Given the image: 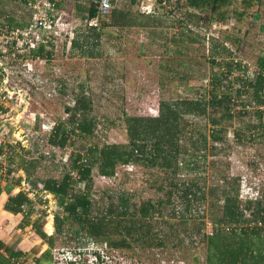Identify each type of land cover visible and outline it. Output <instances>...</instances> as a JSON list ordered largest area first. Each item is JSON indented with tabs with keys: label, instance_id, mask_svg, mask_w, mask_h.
Wrapping results in <instances>:
<instances>
[{
	"label": "trees",
	"instance_id": "obj_1",
	"mask_svg": "<svg viewBox=\"0 0 264 264\" xmlns=\"http://www.w3.org/2000/svg\"><path fill=\"white\" fill-rule=\"evenodd\" d=\"M76 1L79 0H61L67 5ZM157 1L162 4L169 0ZM233 1L237 3L235 19L246 29L242 34V28L237 27V31L232 29L222 38L242 51L244 37L252 32L249 17L257 9L264 17V0H187L181 5L182 18L169 13L160 16L134 12L130 7L117 6L97 27L88 25L86 20L97 14V8L91 2L86 22L76 24L70 56L94 58L103 56L104 49L111 53L122 52L130 36L144 33L147 39L144 46L161 50L163 59L157 73L160 88L166 90L168 96L161 97L157 115L123 112L127 143L96 142L94 138L98 136L99 126L108 128L111 122L98 119L94 98L85 85L87 81L79 84L74 103L65 106L67 116L63 115L52 125L47 137L48 144L55 148L67 151L72 147L76 152L70 155L68 163L59 165L38 152L39 147L34 143V150L28 152L25 165L29 179L36 176L38 182L35 183L43 184V190L56 195L53 233L48 234L44 229L45 209L40 212L42 218L34 223L36 233L51 249L72 242L77 245L92 242L105 248L128 250L130 256L138 258L148 256L147 253L155 248H163L181 253L191 251L190 264H264V172L257 169L255 172L253 166L258 179L254 185L262 187L261 193L242 197L241 176L223 174L216 162L208 158L215 148L233 139L228 136L234 120L244 124L234 128L232 137L235 141L260 142L258 139H262L264 142L263 113L230 111L234 96L246 105L252 101L261 102L264 80L260 77L255 83L249 82L248 88L233 89L223 84L216 71L211 83L205 87L204 80L209 74H201L190 65L191 61H198L192 46L204 41L210 44L213 55L228 53L215 39L194 32L191 23L194 16L198 18L196 25L207 29L211 20L225 19L219 12ZM140 28L146 32H139ZM141 47L138 45L137 48ZM53 49L46 51L41 46L34 50V55H42L48 63L54 58ZM261 60L260 64L264 66V56ZM207 61L216 63L213 57ZM197 87L204 89L197 97L183 98L179 94L180 89L187 92ZM249 117H255L256 121L252 122ZM260 153L258 155H264ZM43 160L54 169L61 167L59 174L51 173L47 169L49 164L42 165ZM120 165L126 170L135 166L147 169L144 174L148 176L143 181L160 196L137 200L138 191L123 187L124 182L120 188H108L96 196L94 177H115ZM40 166L47 171L44 175L37 173ZM209 180L217 183L208 184ZM209 196L212 201L215 199L210 213L207 208ZM9 200L10 206L20 211L25 206L36 211L35 202L46 205L43 198L33 202L22 191ZM190 221L192 226L188 230L185 227ZM210 221L226 226L206 232L203 228ZM247 221H262L263 224L249 226ZM180 225H183L181 229ZM182 230L191 237L184 238L180 234ZM195 247L205 250L203 262L191 250Z\"/></svg>",
	"mask_w": 264,
	"mask_h": 264
},
{
	"label": "rangeland",
	"instance_id": "obj_2",
	"mask_svg": "<svg viewBox=\"0 0 264 264\" xmlns=\"http://www.w3.org/2000/svg\"><path fill=\"white\" fill-rule=\"evenodd\" d=\"M125 2H129V0H120L119 4L121 5ZM140 3L139 1L138 4L140 5ZM90 4L91 0H79L69 5L64 2L60 8L66 12L68 20L74 21L76 27V24H84L86 22ZM22 9L21 6L13 2L11 3L6 0L0 1V17L7 12H10L13 16V14L20 12ZM24 19L27 20L29 17L24 15ZM261 23L264 24V17L262 16ZM191 25L193 26V24ZM194 28V32H200L204 36L209 31V25L206 26L207 29L198 26ZM244 29H246L245 26ZM218 30L221 35V30L219 28ZM251 31L255 35L258 32V28L252 27ZM243 32L242 30V34ZM143 34L135 33L130 36V41L125 45V51L111 53L109 49H104L103 56L86 59L82 56H70L71 40L68 33L59 41L51 62L47 63L40 61V59H35L31 71H27L20 64H16L9 79L10 87L16 91L20 89L23 93H26L27 100L24 99L25 102L21 108L27 107L21 110L20 107L15 106L21 102L19 92L13 95L10 103H7L10 107L14 106L13 111H8V114L5 112L4 115L6 124L2 127V131L8 136L7 140L11 141L17 147L25 144L29 147L30 151L34 150L35 143L39 147L38 152L46 154L57 164L62 165L65 162L68 163L70 155L74 154L76 150L72 147H68L69 149L67 151L55 148L51 144H48L47 137L52 130V125L59 121L63 115L67 116V113H64L65 106L74 103L75 95L80 90L79 84L82 81H87L85 85L94 98L98 119H106L107 123L109 120L111 122L108 128L101 124L97 131L98 136L94 139L96 142L127 143L126 129L122 121L123 112L126 111L132 115H157L161 97L168 96V92L160 88L159 82L160 76L158 73L160 69L158 64L163 59L160 54L161 50L155 46L147 49L144 46L147 39H145V36L143 37ZM246 39L248 41L246 46L241 49V53L250 60L256 61L261 52L264 51V47L262 46L264 44L256 40L251 34ZM138 45L142 47L138 49ZM209 45L207 41H204L200 45L196 44L192 46L191 49L195 53V57L198 58V61H191L190 65L192 68L200 70L201 74L204 72L207 75L210 72L215 73L218 69L217 63L211 64L207 61L210 57L215 56L211 53L212 50ZM126 48L128 49L127 51ZM180 90L179 94L183 98H192L194 94L200 95V93L204 92V89L198 87L186 93H184L183 89ZM32 114L39 116L40 119L30 122L27 121L35 117ZM249 119L252 122L256 121L255 117H249ZM113 123H116V125L114 126ZM243 125L242 122L234 120L233 125L230 127L231 133L229 132L228 136L233 139L215 148L213 155H209L208 158L212 162H216V167L221 169L223 174L241 176V194L242 197H245L261 193L262 187L260 186L259 188V186L254 185V182L258 180L255 176L256 169L258 172H264V155H258L260 152L264 153V142L262 139H258L260 142L239 143L235 141L234 137H232L233 130L235 127L240 128ZM44 164H49V162L43 160L42 165ZM253 166L255 167V172ZM47 169L51 170L53 174H59L61 167L57 170L50 165ZM212 170H209L210 174ZM144 171H147V169L141 166H137V168L135 166L132 170H126L120 165L117 167L115 177L109 178L96 175L93 184L95 189L94 194L99 196L108 188H120L124 182L123 187L138 191L137 200L140 198H156L160 196L157 191L146 186V181H143V179L148 175L144 174ZM45 172L47 171L41 166L37 171L38 175H44ZM213 177L211 176L212 179ZM31 180L32 182H38L36 176H32ZM213 183H217V181H208V184ZM38 197L39 199L43 198L45 201L44 195L41 192ZM208 200L207 208L210 213L211 203L215 199L212 201L211 196H209ZM38 209L40 212H42V209L46 210L43 222L45 229H48L47 223L50 220L52 221L54 217H51L50 214L52 213L54 215L56 209L48 211L50 209L49 205L46 207L45 205H39ZM212 223L211 221L207 222V225L203 228L204 231L211 232L213 230ZM191 226L192 222L190 221L186 223L185 228L190 230ZM182 227L183 225H180V229ZM180 234L187 239L191 237L189 233L186 234L183 230ZM191 250L196 253L201 262L204 261L205 250L202 247H195ZM137 251L142 253L140 249H137ZM128 253V250L121 251L115 248H105L92 242H84L80 245L72 242L68 246L54 249L53 254L50 253V263L48 264L191 263V251L181 253L175 249L155 248L152 252L147 253L148 256L142 255L139 258L137 256H130ZM182 258H186L187 260H183Z\"/></svg>",
	"mask_w": 264,
	"mask_h": 264
},
{
	"label": "built area",
	"instance_id": "obj_3",
	"mask_svg": "<svg viewBox=\"0 0 264 264\" xmlns=\"http://www.w3.org/2000/svg\"><path fill=\"white\" fill-rule=\"evenodd\" d=\"M1 1V0H0ZM13 2L23 9L11 15L10 12L5 13L0 17V102L10 103V99L13 95L19 92L21 102L16 104L18 108H21L26 93L22 90H14L10 87L11 74L16 64H20L25 70L31 71L34 65L35 59H40L42 62H46V58L42 55H34V50L43 46L46 51L55 49L58 46L60 40L69 33L70 40L73 39L75 33L74 21H70L66 17V12L60 8V0H6ZM187 0H169L162 3L166 12L176 18H182L181 5ZM92 4L97 8V14L94 17L88 18L87 22L90 26H99L101 19L111 13L116 8L120 0H91ZM24 15H27L29 19L25 20ZM10 18L12 21H10ZM225 29L221 21H213L209 23V31L207 35L213 37L224 46L228 53L215 55L213 60L218 64L216 70L221 77L223 84L226 87L233 89L248 88L249 82L255 83L258 78L264 80V66L260 64V61L250 60L242 55L241 51L235 48L229 41L224 40L219 34V30ZM70 29V31H69ZM217 31V32H215ZM255 39L261 41L264 44V24L259 23L258 32L255 34ZM264 47V45H262ZM213 73H209L205 79V86L207 87L211 83ZM264 86V82H263ZM186 93V91H184ZM198 95L194 94L193 97ZM263 100L261 102H251L249 104H243L241 100L234 96L231 98L230 111L236 112H261L264 114V88L262 90ZM2 100V101H1ZM14 107V106H12ZM34 115V114H32ZM34 118L27 121H35L40 119L39 116L34 115ZM4 113L0 112V123L4 122ZM44 124V121H43ZM42 124V125H43ZM48 124V123H46ZM49 125V124H48ZM39 133V132H38ZM74 176H77L76 172H73ZM23 186L29 187L32 194L36 193L35 187H38V191L43 188L41 183L37 185L31 181H27ZM32 186V188L30 187ZM44 195V199L48 204L45 205L51 209H55L56 196L49 190H43L41 192ZM249 215V214H248ZM51 217L54 215L51 213ZM249 226H261L262 221H247ZM211 224V223H210ZM213 228L226 225L219 224L217 222L212 223ZM240 228V226H235ZM230 229V227H226Z\"/></svg>",
	"mask_w": 264,
	"mask_h": 264
},
{
	"label": "crops",
	"instance_id": "obj_4",
	"mask_svg": "<svg viewBox=\"0 0 264 264\" xmlns=\"http://www.w3.org/2000/svg\"><path fill=\"white\" fill-rule=\"evenodd\" d=\"M139 1L141 2L140 5L138 4ZM61 4L62 2L59 3L60 6ZM122 6L130 7L134 12H143L160 16L168 14L164 6L157 0H129L127 3L119 4L118 7ZM236 8L237 3L233 1L229 6L222 7L219 12V14L225 16V19L211 20V22L221 21L223 25L226 26L225 29L221 30L222 36L224 33L231 32L232 29L237 31V27L242 28L243 31L245 30L244 26L238 24V21L235 19L236 14L234 15V10ZM261 14L260 10L257 9L254 10L249 17V22L253 25V28H259L258 25L261 22ZM193 19L191 24H193L192 28L195 29L194 27L197 26L195 22L198 18L195 19L193 16ZM175 30L176 28L174 31ZM139 32H146V29L140 28ZM249 34L255 37L252 33ZM246 38L245 36V39ZM247 41L246 39V41L243 42V47L246 46ZM263 56L264 51L258 56L260 61H262L261 58ZM13 110V107H10L9 104L0 102V112L4 113V115L5 112L8 114V111ZM5 124L6 120L2 122V125L0 123V264H48L50 263V253L53 254V249H51L49 244L36 233L34 228L35 221L42 218L38 209V203L35 202L34 206L37 209L35 211L31 208L32 212L29 206H25L22 211L15 210L10 206V197L16 196L20 191L26 193L33 202L36 201V198L38 201V196L40 192H43V188L38 191V187H35L37 191L32 194V192L28 190L30 189L29 187L23 186L27 181L32 182V180L27 177L25 171L30 149L25 144H23L22 148L21 146L17 147L11 141L7 140L8 136L2 131V127H4ZM35 184L37 185V183ZM30 187L32 188V186ZM53 222L54 217L52 221L50 220L47 223L48 229L44 227L48 234H52L54 231Z\"/></svg>",
	"mask_w": 264,
	"mask_h": 264
}]
</instances>
